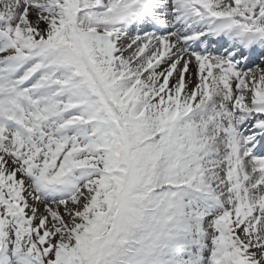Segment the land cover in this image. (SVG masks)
Wrapping results in <instances>:
<instances>
[{
    "label": "snow or ice",
    "instance_id": "obj_1",
    "mask_svg": "<svg viewBox=\"0 0 264 264\" xmlns=\"http://www.w3.org/2000/svg\"><path fill=\"white\" fill-rule=\"evenodd\" d=\"M0 264H264V0H0Z\"/></svg>",
    "mask_w": 264,
    "mask_h": 264
}]
</instances>
